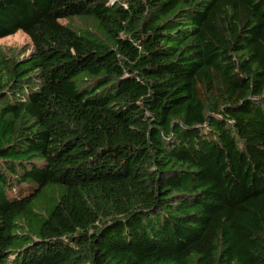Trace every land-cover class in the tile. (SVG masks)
Here are the masks:
<instances>
[{"label": "trees", "instance_id": "1", "mask_svg": "<svg viewBox=\"0 0 264 264\" xmlns=\"http://www.w3.org/2000/svg\"><path fill=\"white\" fill-rule=\"evenodd\" d=\"M18 33L0 264H264V0H0Z\"/></svg>", "mask_w": 264, "mask_h": 264}, {"label": "rangeland", "instance_id": "2", "mask_svg": "<svg viewBox=\"0 0 264 264\" xmlns=\"http://www.w3.org/2000/svg\"><path fill=\"white\" fill-rule=\"evenodd\" d=\"M31 49V40L23 33H18L0 40V50L6 52L8 57L17 58L23 56V50H28L27 54H29Z\"/></svg>", "mask_w": 264, "mask_h": 264}]
</instances>
